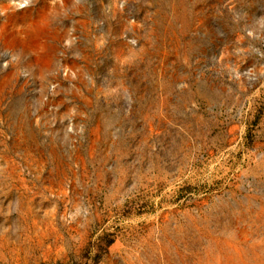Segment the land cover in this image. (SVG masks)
<instances>
[{"label":"rangeland","instance_id":"1","mask_svg":"<svg viewBox=\"0 0 264 264\" xmlns=\"http://www.w3.org/2000/svg\"><path fill=\"white\" fill-rule=\"evenodd\" d=\"M0 264H264V0H0Z\"/></svg>","mask_w":264,"mask_h":264}]
</instances>
